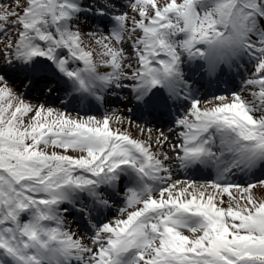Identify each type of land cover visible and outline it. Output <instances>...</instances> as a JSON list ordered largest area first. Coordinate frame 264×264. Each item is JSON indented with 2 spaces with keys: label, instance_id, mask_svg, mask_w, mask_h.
<instances>
[{
  "label": "snow or ice",
  "instance_id": "snow-or-ice-1",
  "mask_svg": "<svg viewBox=\"0 0 264 264\" xmlns=\"http://www.w3.org/2000/svg\"><path fill=\"white\" fill-rule=\"evenodd\" d=\"M0 264H264V0H0Z\"/></svg>",
  "mask_w": 264,
  "mask_h": 264
},
{
  "label": "rangeland",
  "instance_id": "rangeland-1",
  "mask_svg": "<svg viewBox=\"0 0 264 264\" xmlns=\"http://www.w3.org/2000/svg\"><path fill=\"white\" fill-rule=\"evenodd\" d=\"M89 2H90V0H89ZM91 15V14H90ZM98 21H96V22H91V20H89V23L90 24H96Z\"/></svg>",
  "mask_w": 264,
  "mask_h": 264
},
{
  "label": "bare ground",
  "instance_id": "bare-ground-1",
  "mask_svg": "<svg viewBox=\"0 0 264 264\" xmlns=\"http://www.w3.org/2000/svg\"><path fill=\"white\" fill-rule=\"evenodd\" d=\"M116 103H117V101H114V102H113V105L115 106Z\"/></svg>",
  "mask_w": 264,
  "mask_h": 264
}]
</instances>
